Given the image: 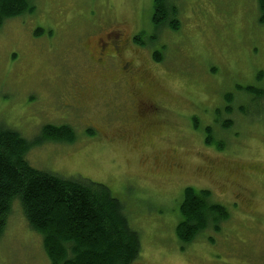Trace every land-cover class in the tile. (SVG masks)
Masks as SVG:
<instances>
[{"label": "rangeland", "instance_id": "rangeland-1", "mask_svg": "<svg viewBox=\"0 0 264 264\" xmlns=\"http://www.w3.org/2000/svg\"><path fill=\"white\" fill-rule=\"evenodd\" d=\"M154 1L33 0L34 11L7 18L0 25V126L17 129L31 142L27 158L35 168L103 182L124 201L141 231L134 264H224L240 253L258 256L264 248V96L257 99L244 89L264 90L258 0L174 1L177 31L156 29ZM118 29L126 37L141 34L147 53L133 45L126 55L139 64L150 57L161 71L154 68L152 76L165 101L154 129L140 135L138 125L130 124L122 141L87 131L92 123L102 126L105 137L118 135L119 124L104 125L115 118L106 106L91 101L86 110L75 108L68 98L80 74L92 69V81L102 75L95 66L85 67L78 48ZM165 42L168 47L161 49ZM155 51L163 62L156 61ZM106 78L101 80L109 86L113 78ZM231 117L238 120L231 129L215 122ZM49 124L68 125L76 139H50L44 133ZM218 143L224 148L218 150ZM190 186L213 190L234 218L222 234L208 230L187 245L175 227ZM236 193L246 199L245 209L234 210ZM13 202L0 234V264H50L42 234L28 224L21 203Z\"/></svg>", "mask_w": 264, "mask_h": 264}, {"label": "trees", "instance_id": "trees-1", "mask_svg": "<svg viewBox=\"0 0 264 264\" xmlns=\"http://www.w3.org/2000/svg\"><path fill=\"white\" fill-rule=\"evenodd\" d=\"M174 1L177 0L154 1L152 21L156 29L180 28L179 9ZM32 3L33 0H0V25L7 18L34 11ZM258 5L264 24V0H258ZM135 38L138 44H144L141 34ZM155 54L160 60V55ZM244 89L257 99L264 96V90L253 85ZM231 98L225 97L226 101ZM230 124L225 121L222 126L229 129ZM44 133L50 139L67 143L77 137L68 125L49 124ZM211 137L210 134L206 138L209 145L214 142ZM224 146L217 144L218 149ZM30 148L31 142L20 131L1 124L0 234L6 229L17 199L28 224L42 234L50 264H134L141 254V231L132 223L131 209H126L124 201L103 182L67 178L35 168L27 158ZM183 195L177 213L180 221L175 227L181 242L193 244L208 230L221 232L231 216L227 207L218 204L206 188L186 187Z\"/></svg>", "mask_w": 264, "mask_h": 264}, {"label": "flooded vegetation", "instance_id": "flooded-vegetation-1", "mask_svg": "<svg viewBox=\"0 0 264 264\" xmlns=\"http://www.w3.org/2000/svg\"><path fill=\"white\" fill-rule=\"evenodd\" d=\"M136 36L138 35L133 33L132 36L126 37L124 33H122V31L119 29L118 31L115 30L114 32L107 31L104 33V35L96 38V41L92 42V45L87 44L85 46L83 45L82 48H78V50H80V52L82 53L81 57L85 67L88 68L89 64L91 68L95 66L96 68H93V70L98 68L97 74L102 72V75L101 77H97L92 81L88 79L90 77L89 74H91L90 72L92 71V69L87 74H80L75 78V80L77 79L76 81L74 80L75 83L72 82L70 85L71 87L68 88V98L75 108L85 107L86 110V107H88L91 101L106 106L108 112L113 114L115 118L110 121L104 122V125L106 124L108 127L113 128L114 126L119 124L117 127H114L118 130V135L105 137V133L102 131V126L97 127L92 123L90 124L94 127V129L89 128L87 131L90 130V132L101 134L108 140L122 141L125 136L124 130L125 128L131 127L130 124H137L140 131L139 134L144 135L145 133L149 132L148 129H154L155 126L160 123V120L162 121L161 116L164 112L163 106L165 105V101L161 96L162 91L157 87L154 76H152L154 68L161 73L160 69H156L155 65L151 63L149 56L148 60L147 58H145V61L142 59L143 62L139 64L138 61H140V59L138 60L137 58L135 59L133 57H131L132 59H129L126 55V53H132L131 50L134 49L133 45L134 47H141V50H144L147 53L146 48L142 47V44L140 45L136 42ZM163 44L164 45H162L161 49H165L166 47H168L167 42ZM155 53L160 55V60L156 58ZM154 54L157 62H163L164 56L160 54V52L155 51ZM147 66H150V68ZM106 76H111V78H113V80L110 81L111 83L109 86L106 82H104L107 79ZM101 79L104 81H102ZM157 80H159V78H157ZM76 82H78L79 84L75 86ZM91 84H93V86ZM91 87L93 89H91ZM89 94L91 96H88ZM226 96L227 95H225V97ZM226 102L229 103L230 101ZM228 109L230 108H226V114L231 115L233 111L232 109H230L231 111H229ZM215 120V122H217L221 126L223 123H225V121H230L231 127L234 126L235 123H238L237 117H231L227 120H224L223 122H219V119L217 118H215ZM207 128L212 130V124H209ZM208 190L212 194L213 190ZM235 197V204H233L234 210L235 207H246V199L241 194L236 193L234 195V198ZM215 201L218 204L227 207L228 212L231 215L225 222H228L234 218V215H232L233 213L230 212L226 204H223L218 200ZM249 210H251V208ZM260 211H263L264 213V207H261ZM177 213H179L178 210ZM224 227L225 226L222 227L221 232L214 231V233L216 235L222 234ZM212 235L214 236V234ZM208 238L210 239L211 244L216 243V240L212 241L213 237ZM261 239L264 240V238L262 237ZM238 256L239 259L233 257L232 260H226V262L223 263L264 264V248L261 250L258 256L254 255L251 252L243 254L240 253L238 254Z\"/></svg>", "mask_w": 264, "mask_h": 264}]
</instances>
